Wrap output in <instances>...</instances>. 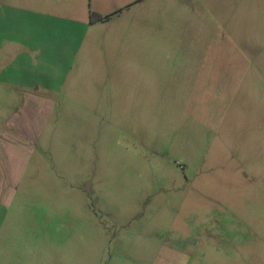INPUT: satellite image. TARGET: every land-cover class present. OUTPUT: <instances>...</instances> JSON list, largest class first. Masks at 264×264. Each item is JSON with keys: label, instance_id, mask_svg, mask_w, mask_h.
I'll use <instances>...</instances> for the list:
<instances>
[{"label": "rangeland", "instance_id": "1", "mask_svg": "<svg viewBox=\"0 0 264 264\" xmlns=\"http://www.w3.org/2000/svg\"><path fill=\"white\" fill-rule=\"evenodd\" d=\"M14 85L0 264H264V0H0Z\"/></svg>", "mask_w": 264, "mask_h": 264}, {"label": "crops", "instance_id": "2", "mask_svg": "<svg viewBox=\"0 0 264 264\" xmlns=\"http://www.w3.org/2000/svg\"><path fill=\"white\" fill-rule=\"evenodd\" d=\"M12 87V86H11ZM21 91V97L25 101L17 108L16 113L10 116L2 125H0V133H3L0 138V158H5L3 152L5 147L13 140L12 136H19L36 140L37 135L43 130L48 115L52 114L53 108L47 110L44 106L46 103L40 102L34 95H30L27 87L15 86ZM39 87H35L34 91H38ZM23 93V94H22ZM28 101V102H27ZM25 104V105H23ZM44 125V126H43Z\"/></svg>", "mask_w": 264, "mask_h": 264}]
</instances>
